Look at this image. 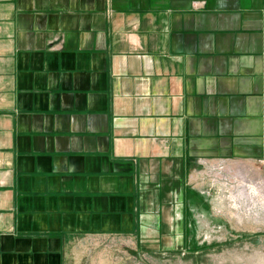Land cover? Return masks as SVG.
Masks as SVG:
<instances>
[{"label": "crops", "instance_id": "0c3cea01", "mask_svg": "<svg viewBox=\"0 0 264 264\" xmlns=\"http://www.w3.org/2000/svg\"><path fill=\"white\" fill-rule=\"evenodd\" d=\"M225 174L264 178V0H0V264H255Z\"/></svg>", "mask_w": 264, "mask_h": 264}, {"label": "rangeland", "instance_id": "374dc122", "mask_svg": "<svg viewBox=\"0 0 264 264\" xmlns=\"http://www.w3.org/2000/svg\"><path fill=\"white\" fill-rule=\"evenodd\" d=\"M243 216V215H241ZM246 215H244L245 217ZM254 222L244 224L241 229L248 231H255L257 233L264 232V213H258L253 216ZM242 225V224H241ZM249 241L240 240L238 243L231 246L224 247L225 264H254L253 263V249L249 247ZM256 249L255 264H264V241H256L254 246ZM77 256L73 257L72 264H167V257H156L152 255L142 254L141 256L130 253V251L121 246V242H104L97 241L93 247L88 243L75 253ZM74 254V255H75Z\"/></svg>", "mask_w": 264, "mask_h": 264}, {"label": "built area", "instance_id": "2783aa9c", "mask_svg": "<svg viewBox=\"0 0 264 264\" xmlns=\"http://www.w3.org/2000/svg\"><path fill=\"white\" fill-rule=\"evenodd\" d=\"M236 215L264 213V178L225 174L217 178Z\"/></svg>", "mask_w": 264, "mask_h": 264}]
</instances>
